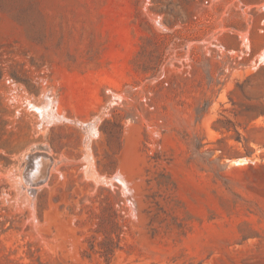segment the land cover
Returning <instances> with one entry per match:
<instances>
[{"label": "rangeland", "instance_id": "374dc122", "mask_svg": "<svg viewBox=\"0 0 264 264\" xmlns=\"http://www.w3.org/2000/svg\"><path fill=\"white\" fill-rule=\"evenodd\" d=\"M0 264H264V0H0Z\"/></svg>", "mask_w": 264, "mask_h": 264}, {"label": "bare ground", "instance_id": "6f19581e", "mask_svg": "<svg viewBox=\"0 0 264 264\" xmlns=\"http://www.w3.org/2000/svg\"><path fill=\"white\" fill-rule=\"evenodd\" d=\"M35 188V187H34ZM35 207V206H34ZM55 216H51V217H49V220H48V225L49 226H53L55 229H56V232H57V239L55 240V245L56 246H63L64 245V243L67 241V239H66V237H65V233H66V225L65 224H63V223H58L57 222V220L54 218ZM55 220H54V219ZM37 220V219H36ZM37 222H38V220H37ZM40 224V223H39ZM39 226V225H38ZM37 228H40V226L39 227H37ZM56 238V237H55ZM54 238V239H55ZM43 239H45V238H43ZM47 243V242H46Z\"/></svg>", "mask_w": 264, "mask_h": 264}]
</instances>
